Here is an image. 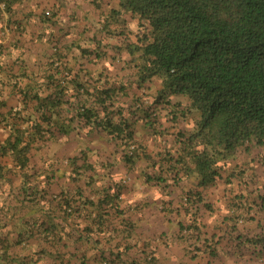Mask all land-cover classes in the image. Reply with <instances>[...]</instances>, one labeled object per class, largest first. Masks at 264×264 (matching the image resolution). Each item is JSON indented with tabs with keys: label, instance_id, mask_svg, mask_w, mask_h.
Instances as JSON below:
<instances>
[{
	"label": "crops",
	"instance_id": "crops-1",
	"mask_svg": "<svg viewBox=\"0 0 264 264\" xmlns=\"http://www.w3.org/2000/svg\"><path fill=\"white\" fill-rule=\"evenodd\" d=\"M117 3L0 0V264H264L262 255L241 242V234L259 232L258 221H244L248 209L231 206L233 195L224 186L198 188L200 233L187 236L181 229L191 216L187 211H196L185 196L197 189V180L184 176L173 182L175 171L155 153L174 150L167 134L175 128L169 120L171 104H186L185 97H161L154 127L143 117L135 121V136L150 155L131 165L102 128L81 124L63 135L53 126L57 115L75 114L74 106L101 109L96 93L76 96L68 79L105 83L107 88L123 85L116 96L120 105L130 104L142 92L150 93L147 101L159 93L157 79L149 90H139L130 66L116 57L119 43L105 32L102 19ZM53 79L65 87L64 96L57 95ZM21 89L47 102L53 120L44 127L54 130L35 142L23 169L9 151L1 152L10 134L7 126L14 120L11 110L23 108L32 117L41 113L34 102H23ZM69 100L74 101L71 107ZM24 170L29 172L28 189L22 188ZM156 174L165 182L158 183ZM190 245H197L199 253L192 255ZM214 246L216 253L211 254Z\"/></svg>",
	"mask_w": 264,
	"mask_h": 264
},
{
	"label": "trees",
	"instance_id": "trees-1",
	"mask_svg": "<svg viewBox=\"0 0 264 264\" xmlns=\"http://www.w3.org/2000/svg\"><path fill=\"white\" fill-rule=\"evenodd\" d=\"M103 15V29L119 43L116 57L130 66L139 90H149L157 79L159 93L147 101L148 91L142 92L130 104L120 105L116 96L124 90L123 85L107 88L105 83L87 85L68 79L76 96L96 93L101 109L84 103L74 106L75 114L57 115L53 126L63 135L81 124L100 127L116 140L124 161L131 165L140 156L150 155L135 136V121L143 117L154 127L161 97H185L186 104H171L169 120L175 128L167 129V134L168 141L176 145L174 150L155 153L162 156V162H169L168 170L175 171L173 182L184 176L197 180V189L185 196V202L196 211H187L191 216L181 223V229L187 236L199 232L196 205L202 191L198 188L224 186L233 195L228 201L231 206L248 209L244 221H258L259 232L241 234V242L264 259V184L260 187L246 177L250 170L258 177L264 175V0H118L117 6ZM56 81L51 82L57 95L64 96L65 87ZM89 86L94 90L89 91ZM21 91L23 102H34L41 113L32 117L23 113V108L11 110L14 120L7 126L10 134L1 152L9 151L23 169L35 142L54 130L44 127L53 120L47 102L37 94L30 97L28 90ZM56 101L61 104L62 99ZM68 102L70 107L74 103ZM174 107L179 111H173ZM150 159L155 167V159ZM253 164L263 169L251 167ZM23 175L26 187L22 188L28 189L29 172L24 170ZM153 178L158 183L166 180L158 174ZM236 217L230 216L232 220ZM188 251L196 255L200 249L190 245ZM209 251L216 253V246Z\"/></svg>",
	"mask_w": 264,
	"mask_h": 264
},
{
	"label": "rangeland",
	"instance_id": "rangeland-1",
	"mask_svg": "<svg viewBox=\"0 0 264 264\" xmlns=\"http://www.w3.org/2000/svg\"><path fill=\"white\" fill-rule=\"evenodd\" d=\"M175 99H179L177 96H175ZM185 100V99H184ZM180 102H183V101H180ZM187 103V102H186ZM263 159V158H262ZM251 167H254L255 169H263L260 165H257V164H253V166H251ZM246 177H247V180H253V181H255V182H257V184L261 187H263V184H264V175L262 176V175H260L259 177H258V175L256 174H254V171H252V170H250L248 173H246ZM248 177H250L251 179H249ZM252 187L254 188V187H256V183H255V185L253 184L252 185ZM251 187V188H252ZM246 217V215H243V218H245Z\"/></svg>",
	"mask_w": 264,
	"mask_h": 264
},
{
	"label": "built area",
	"instance_id": "built-area-1",
	"mask_svg": "<svg viewBox=\"0 0 264 264\" xmlns=\"http://www.w3.org/2000/svg\"><path fill=\"white\" fill-rule=\"evenodd\" d=\"M2 7H5V5L2 3Z\"/></svg>",
	"mask_w": 264,
	"mask_h": 264
}]
</instances>
